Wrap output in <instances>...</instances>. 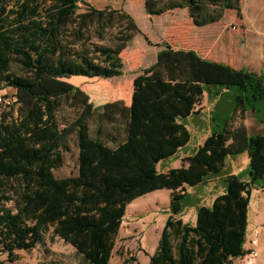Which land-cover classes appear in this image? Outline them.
Returning a JSON list of instances; mask_svg holds the SVG:
<instances>
[{
	"label": "trees",
	"instance_id": "obj_1",
	"mask_svg": "<svg viewBox=\"0 0 264 264\" xmlns=\"http://www.w3.org/2000/svg\"><path fill=\"white\" fill-rule=\"evenodd\" d=\"M79 1L0 0V85L15 89L0 116V255L14 262L18 251L44 244L50 234L87 264H110L128 205L167 189L169 217L148 264H234L244 256L252 192L264 187V133L245 125L250 112L264 125V73L212 63L199 74L201 55L176 49L172 62L134 81L130 104L108 102L78 121L90 96L80 87L50 92L43 82L122 76L121 55L140 32L128 12L89 6L79 13ZM145 6L150 16L186 9L197 27L241 10L240 0H146ZM205 96L214 107L210 134L180 168L160 172L159 164L191 142L186 121L200 113ZM65 104L74 115L62 122ZM73 136L79 173L59 178L54 171L64 165ZM244 153L250 172L234 174L226 162ZM211 179H220L225 193L202 205L189 188ZM191 208L194 224L182 218Z\"/></svg>",
	"mask_w": 264,
	"mask_h": 264
},
{
	"label": "rangeland",
	"instance_id": "obj_2",
	"mask_svg": "<svg viewBox=\"0 0 264 264\" xmlns=\"http://www.w3.org/2000/svg\"><path fill=\"white\" fill-rule=\"evenodd\" d=\"M146 0H80L79 13L89 6L97 9H119L131 14L140 32L123 51L124 74L110 79H88L84 77L59 76L45 80L44 87L50 92L70 91L80 87L90 96V103L78 121L95 108L108 102L123 100L131 103L133 84L136 79H149L158 66L172 62L176 49L195 50L203 62L196 70L206 73L212 63L228 65L232 68H246L254 72L264 69V20L259 12L264 0H240L241 10H225L221 21L205 27H197L189 16L188 10H174L159 16H150L146 11ZM255 14V15H254ZM120 25V22L117 23ZM205 78V77H204ZM15 89L0 85V116L14 101ZM213 103L204 97L198 107L200 112L186 121L192 138L189 145L179 154L159 164L160 172H167L182 165V160L205 141L211 132V112ZM74 115L70 104L59 111V119L66 122ZM249 126L253 133H264V125L256 123L250 112ZM92 135L96 137L98 121H89ZM80 148L76 136L64 151V165L54 171L59 178L76 176L79 173ZM239 163V162H238ZM241 173L249 174L250 163H242ZM231 169L230 166H228ZM220 179L190 192L198 194L201 204L212 206L216 190L222 188ZM170 190H160L133 201L127 207L126 216L116 238V246L110 264H148L157 251L162 230L169 217ZM196 208L188 209L182 216L185 222H196ZM5 264H87L77 250L60 238L51 240L46 236L44 244L30 251H18L14 262H9L6 254L0 255Z\"/></svg>",
	"mask_w": 264,
	"mask_h": 264
},
{
	"label": "crops",
	"instance_id": "obj_3",
	"mask_svg": "<svg viewBox=\"0 0 264 264\" xmlns=\"http://www.w3.org/2000/svg\"><path fill=\"white\" fill-rule=\"evenodd\" d=\"M259 12L261 14H263L262 16H263V20H264V3H263L262 6H260ZM262 73H264V69L262 71H260L258 74H262ZM256 123H257V121H256ZM245 125L248 127L249 131L251 132V129H250V126H249L248 117L245 120ZM260 125H262V124H260ZM251 133H253V132H251ZM188 156H190V155H188ZM242 163L247 164V167H248V165L250 163V158H249L248 153H244L242 155L229 158L227 160V162H226V165L231 167V170H232V172L234 174H240L241 173V168H242V166H244ZM180 167H178V168H180ZM193 189H195V188H193ZM216 193H217V195L214 198V200L218 196H220V195L225 193V187L223 186L221 188V190L219 191V193L216 190ZM214 200H213V202H214ZM248 216H249V220H248V231H247V235L248 236H247V239L253 237V234H254L255 230L259 229L261 231V234H260V246H259L260 257L257 260L256 264H264V187L253 190L252 197H251V202H250V205H249V214H248ZM248 245L249 244H247V247H248ZM234 264H246V263L244 262V259L242 257H240V258H238V259H236L234 261Z\"/></svg>",
	"mask_w": 264,
	"mask_h": 264
},
{
	"label": "built area",
	"instance_id": "obj_4",
	"mask_svg": "<svg viewBox=\"0 0 264 264\" xmlns=\"http://www.w3.org/2000/svg\"><path fill=\"white\" fill-rule=\"evenodd\" d=\"M2 101L3 100L0 99V102ZM260 234L261 231L257 229L254 231L252 238L247 239L248 235H246L244 245V256H242L246 264H256L257 260L260 257ZM247 244H249L248 247Z\"/></svg>",
	"mask_w": 264,
	"mask_h": 264
},
{
	"label": "bare ground",
	"instance_id": "obj_5",
	"mask_svg": "<svg viewBox=\"0 0 264 264\" xmlns=\"http://www.w3.org/2000/svg\"><path fill=\"white\" fill-rule=\"evenodd\" d=\"M255 15V14H254Z\"/></svg>",
	"mask_w": 264,
	"mask_h": 264
}]
</instances>
